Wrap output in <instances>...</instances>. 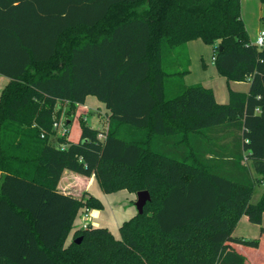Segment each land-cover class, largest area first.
Returning a JSON list of instances; mask_svg holds the SVG:
<instances>
[{
	"label": "trees",
	"instance_id": "obj_1",
	"mask_svg": "<svg viewBox=\"0 0 264 264\" xmlns=\"http://www.w3.org/2000/svg\"><path fill=\"white\" fill-rule=\"evenodd\" d=\"M241 13V0H0V264H248L264 240V190L251 202L264 186V48ZM195 40L248 92L218 104L185 87ZM88 96L108 112L105 138L80 120L76 142L52 145L60 105ZM64 171L151 200L120 239L74 230L103 204L61 193ZM242 217L258 238L234 236Z\"/></svg>",
	"mask_w": 264,
	"mask_h": 264
},
{
	"label": "rangeland",
	"instance_id": "obj_2",
	"mask_svg": "<svg viewBox=\"0 0 264 264\" xmlns=\"http://www.w3.org/2000/svg\"><path fill=\"white\" fill-rule=\"evenodd\" d=\"M242 20L244 22L246 31L250 40L254 41L258 33L264 30V5L258 0H242ZM190 53V77L185 79L186 84L196 85L201 84L202 80H208L215 82L221 81L222 87L225 88V80L220 78L217 74L213 73V60L215 50L213 46L203 44L201 41H195L188 44ZM188 53V54H189ZM203 65L206 67L204 68ZM217 81H216V80ZM184 83V80H183ZM219 84V83H218ZM7 85V80L0 77V95ZM237 87L236 90H246L247 86ZM226 89V88H225ZM62 113L59 120L53 125L54 135L51 137V143L54 146H59L57 139L59 137L66 136L70 133L69 139L76 142L79 138L80 128L78 122L83 120L86 125L91 128L99 129L100 131L108 132V114L104 105L99 102L95 97L88 96L84 106H78L75 109H70L68 105H60ZM71 124V125H70ZM71 126V129H70ZM71 130V131H70ZM66 131V132H65ZM264 190V186L257 187L252 197V203L257 202ZM91 193L99 194L101 202L103 204V210H100L101 219L104 221L102 227H110L113 235L116 239H120V234L117 227L114 224L115 220L123 222L137 214L135 207L136 194H130L128 192H119L113 194H104L100 189L98 183L95 181L92 187ZM81 196H79L80 198ZM98 198V197H96ZM79 220V219H78ZM262 227H264V218L262 219ZM75 229L81 228V223L75 224ZM260 235V226L250 224L245 217H242L237 228L234 231V236L244 238L247 240L256 239ZM261 250L255 249L244 250V255L248 259V264H260L264 259V240L261 244Z\"/></svg>",
	"mask_w": 264,
	"mask_h": 264
},
{
	"label": "crops",
	"instance_id": "obj_3",
	"mask_svg": "<svg viewBox=\"0 0 264 264\" xmlns=\"http://www.w3.org/2000/svg\"><path fill=\"white\" fill-rule=\"evenodd\" d=\"M241 5H242V0H241ZM195 41H198V40H195ZM195 41L188 42L187 43V49H188V44L189 43H192V42H195ZM199 41H201V40H199ZM254 41L251 40L252 43H254ZM188 53H189V50H188ZM189 57H190V53H189ZM203 67L205 68L206 66L203 65ZM213 73H215V74L218 75L217 70H216V68L214 66V63H213ZM187 77H190V73L188 75H186L184 77V79H183L184 80V86L185 87H189V85L186 84V82H185V79ZM220 78H222L223 80H225V88L226 89L224 87H222L220 80L217 81L218 79L217 80L215 79L217 81V84L215 82L212 83V81L202 80V83L201 84H196V85H201L204 88L211 89L213 91L214 98H215V100H216V102L218 104H227L228 103V100H229V90H232V91H235V92H241V93H247L248 90H249V82H229L228 83L225 78H223V77H220ZM3 79H5V78H3ZM242 84H244V85L247 86V89L246 90H236V89H234V86L240 87V86H243ZM190 86H193V85H190ZM107 114H108V112H107ZM94 182H95L94 177L87 178V177L80 176V175H77L75 173H72L70 171H64V173H63V175H62V177L60 179V182L58 184V190L61 193H63V194H69V195H72V196L77 197V198H79V196H82L84 193H88V194H90V195L93 196V194L91 193V191H92V187H93ZM121 192H126V191H121ZM94 195L96 197H98V199L101 201V198H100V195L99 194H94ZM83 214L86 215V217L88 218V221L91 224V226H93V227H102V224L101 223H103L104 221L101 219L100 212L98 210H86V209H83V210L80 211L79 216H78V218L76 219V221L74 223V227H75V224H77V222H80L81 225H82V221L83 220H82L81 217H82ZM263 218H264V215H263ZM125 221H127V220H125ZM125 221H123V222H125ZM123 222H120L119 220H115L114 221V224L117 227L118 231H119V228H120V226H121V224ZM262 222H263V220H262ZM106 228H108L110 230V232L113 234V232L110 229V227H106ZM74 230H75V228H74ZM73 231L70 233V236L68 238L67 243H69L71 241V239L73 237Z\"/></svg>",
	"mask_w": 264,
	"mask_h": 264
},
{
	"label": "water",
	"instance_id": "obj_4",
	"mask_svg": "<svg viewBox=\"0 0 264 264\" xmlns=\"http://www.w3.org/2000/svg\"><path fill=\"white\" fill-rule=\"evenodd\" d=\"M151 200L150 195L148 193V191H140L136 194V202H135V207L137 210L138 214H142L143 213V209L145 207V205ZM81 238H77L76 240H74V243L79 245L81 243Z\"/></svg>",
	"mask_w": 264,
	"mask_h": 264
},
{
	"label": "built area",
	"instance_id": "obj_5",
	"mask_svg": "<svg viewBox=\"0 0 264 264\" xmlns=\"http://www.w3.org/2000/svg\"><path fill=\"white\" fill-rule=\"evenodd\" d=\"M255 46H257L258 48H264V30H261L257 37L255 38V41L253 43ZM212 60H214V57L212 58ZM66 132V131H65ZM98 138L103 140L105 138V133L101 132L99 135H98ZM82 225H81V228L82 229H86L88 228V226H90L91 224L89 223L88 221V218L86 217V215H82Z\"/></svg>",
	"mask_w": 264,
	"mask_h": 264
}]
</instances>
